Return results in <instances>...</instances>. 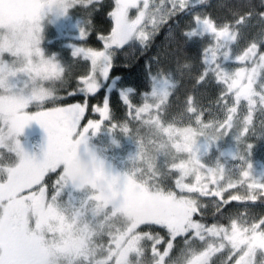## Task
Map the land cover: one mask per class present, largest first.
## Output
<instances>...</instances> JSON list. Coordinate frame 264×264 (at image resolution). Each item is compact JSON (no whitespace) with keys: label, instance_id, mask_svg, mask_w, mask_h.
<instances>
[{"label":"snow or ice","instance_id":"6c2138e0","mask_svg":"<svg viewBox=\"0 0 264 264\" xmlns=\"http://www.w3.org/2000/svg\"><path fill=\"white\" fill-rule=\"evenodd\" d=\"M47 2L0 0V149L11 156L9 163L0 166V264H51L53 258L59 264H142L149 252L150 264H177L172 253L178 240L182 244V264H213L217 253L227 258L222 257L219 264H264V212L257 214L246 203L243 213L228 207L230 201L258 199L264 205V182L252 175L250 155L254 145L247 142L249 137L264 138V0H260L259 11H254L252 5H242L232 12L231 19L223 21L203 10L208 0H160L151 5L149 0H114L108 12L110 31L97 37L102 49L83 43L73 49L74 59L67 66L54 57L45 59L40 49L42 22L49 16ZM61 3L63 11L57 19L69 10H84L82 41L97 31L92 15L98 5L103 6L101 0ZM131 10L136 12L134 18ZM254 20L259 30L249 36ZM165 25L168 41L179 37L183 44L202 42L195 79L218 87L219 95L212 103L219 106L224 118H218L192 93L183 98L176 95V73L191 76L196 63L177 59L173 70L161 62L159 55L148 57L143 68L150 91L134 104V90L121 89L119 100L132 121L138 122L135 131L141 141L140 127L161 132L173 146L175 135L183 131L180 147L191 148V159L176 161L165 151L166 145L159 142L152 154L143 149L139 152L140 162L148 175L167 173L169 185L141 178L142 169L135 166L122 177L111 175L102 162L88 189L81 190L68 181L64 166L79 146L87 144L89 132L95 135L102 126L124 135L131 130L127 119L117 121L110 112V91L119 79L112 75L118 53L135 44L146 51ZM241 39L247 43L235 53L233 45ZM181 50L178 47L177 54ZM5 54L10 62H5ZM225 63L234 67L226 70ZM74 64L87 68L77 77L71 74ZM18 75L27 77L25 88L31 85L27 94L24 89L14 91L8 83L10 77ZM101 89L103 106L92 107L99 119H87L83 124L88 98ZM174 95L175 102L171 99ZM78 96L84 97L83 103L69 99ZM30 105L37 110L28 114L25 109ZM173 108L171 119L166 120ZM238 109L244 110L242 117L237 116ZM206 113L208 119L204 118ZM256 113L259 126L254 122ZM184 120L191 127L181 129L177 121ZM32 122L47 135L40 161L29 156L17 139ZM208 126L217 129L219 139L233 135L236 152L228 159L236 162L234 166L227 167L220 161L214 165L202 162V156L217 143H194L193 133ZM50 174H55L51 185L47 179ZM69 186L84 193L83 198L77 203H58ZM237 188L243 189V194L229 193L228 198H223L228 189ZM153 197L163 207L151 218L125 228L109 223L118 209ZM202 197L221 198L211 200V224L206 222L209 204ZM31 209H40V215L34 217ZM100 216L103 222H99Z\"/></svg>","mask_w":264,"mask_h":264},{"label":"rangeland","instance_id":"374dc122","mask_svg":"<svg viewBox=\"0 0 264 264\" xmlns=\"http://www.w3.org/2000/svg\"><path fill=\"white\" fill-rule=\"evenodd\" d=\"M104 0H101V3ZM99 6V5H98ZM84 10H69L66 16L60 17L59 19L56 16H48L42 22V32H41V43L40 49L45 59L55 58V60L60 63L62 66L70 65L73 61L72 51L75 47L81 46L83 44L80 39V28L82 26V13ZM136 12L135 10L130 11V16L134 18ZM51 21V22H50ZM196 43H202L199 40L195 41ZM102 43V42H101ZM202 46V45H201ZM103 45L99 48L102 49ZM244 47H241L239 44L233 45V50L235 53H239L243 50ZM5 62H10L11 58L5 54ZM226 70H231L234 65L231 63H225L224 65ZM87 66L84 64H74L72 66L71 74L77 76L86 70ZM9 85L13 86L14 91H19L24 89L25 94L30 90L31 85H28V88H25L27 83V77L23 75H18L17 77H10L8 81ZM46 87H51V85L45 84ZM121 89L127 90L132 89L121 82L116 80L110 91V112H112L117 121L123 122L125 119L129 122L130 132L127 135H124L118 131L109 132L107 126H102L99 132L95 135H92L91 132L88 134L87 144L89 147H94L100 159L103 161L106 173L111 175L123 176L125 173L129 172L134 166L142 169L140 173L141 178L150 180L154 183L159 182L164 185H169L171 182L167 177V173L159 176H152L147 174V169L144 164L140 162L139 152L143 149L146 150L148 154L153 153V149L156 144L163 142L166 145L165 151L170 154L171 158H174L176 161H189L191 159L189 153L191 148L189 147H180L183 145V131H180L175 135L174 139L176 141V146L168 140L167 136L161 132H156L155 130L149 129L147 127H140L139 134L140 137H143L141 141L136 134L135 129L139 126L138 122H133L131 116L127 115L126 108L122 105V102L119 100V91ZM61 95H64L61 92ZM219 95V94H218ZM218 95H211L208 97L197 98L198 102L202 103L205 107L212 108L218 118L223 119L224 113L219 110V106L212 103ZM104 96V90L101 89L94 97L88 98V108L86 109V119L83 124H86L87 119H99L98 113L92 112L93 106L102 107V99ZM115 98V99H114ZM71 102H82L84 97L78 96L75 98L69 97ZM133 103H139V100H135L134 95L132 96ZM136 101V102H135ZM116 102L121 104V108L118 110ZM37 109L30 105L25 111L28 114L33 113ZM175 112V108L170 109L169 115L165 118L166 120L171 119V113ZM244 114L243 109H238L237 116L242 117ZM205 119H208L207 113L205 114ZM254 122L257 126L260 123L259 113L254 115ZM178 126L181 129L185 127H191L187 120L177 121ZM44 130L38 125L30 124L27 126L23 134L18 136L17 139L20 142L23 150H26L28 145H31L35 149L39 146V137L44 134ZM215 133V135H213ZM39 136V137H38ZM194 143L201 142L202 140H209L217 143L216 146L211 149L207 155L202 156V162L211 165L215 164L217 161L221 163H226L227 167H232L235 165V161L228 159L229 155H234L236 152V143L232 134H229L224 139H219L217 129L214 126H208L202 130H196L193 133ZM154 141L155 143H150ZM248 143L253 144L254 146L251 149L250 162L253 165L252 175L254 178L264 182V138L253 139L249 137L247 140ZM84 150V145L80 146L79 151L82 153ZM225 154L224 156L222 154ZM136 160V164H133V161ZM11 161V156L5 149H0V166L9 163ZM110 163V164H108ZM115 172V173H114ZM0 179H3L0 177ZM55 180V174H50L49 176V185H51ZM243 189H228L224 194L223 198H228L229 193L234 195L243 194ZM51 192V188H49ZM84 193L77 192L72 189L71 186L64 191V193L58 198V203L64 204L71 200L73 203H77L82 199ZM205 203H208L211 206L212 199H221V198H212V197H202L201 198ZM230 201L228 207L233 208L234 210H239L242 213L244 212V204L248 205L249 210L254 211L257 214L264 212V205L258 201H246L241 203L240 201ZM163 205L159 199L156 198H147L142 200H137L130 207H125L117 210V214L113 216L111 223L115 227L125 228L135 224L138 221L149 219L154 214L159 213ZM38 217V216H37ZM99 222L104 221V217L100 216L98 218ZM97 225V231H99ZM100 242L99 240L97 241ZM182 247V244L177 241V247L174 249L172 255L173 259L178 262H182L179 257V248ZM225 260L226 255L224 253H217L212 259L213 264H219L221 258ZM51 264H59V262L53 258ZM142 264H150V252L149 257L145 254ZM231 264V262H228Z\"/></svg>","mask_w":264,"mask_h":264},{"label":"trees","instance_id":"16d2710c","mask_svg":"<svg viewBox=\"0 0 264 264\" xmlns=\"http://www.w3.org/2000/svg\"><path fill=\"white\" fill-rule=\"evenodd\" d=\"M151 4H159L160 0H149ZM114 0H104L102 7L97 6L95 12L92 15V21L96 26L97 31L90 33L86 41L88 46L100 48L102 43L97 39L101 34H107L110 31L111 21L108 17V12L111 10V5ZM260 0H208V5L203 8L205 12L217 21H223L231 19V14L234 10H239L243 5L247 7L252 5L254 11H259ZM255 27L249 30L248 35L251 36L255 31L259 30V25L256 21H253ZM168 26L165 25L156 34L155 38L151 41V47L142 52L140 46L135 44L134 48H126L121 50L117 55L116 67L113 70L112 75L118 77V81L123 85L132 88L134 90L135 100H139L140 96L150 91L149 81L145 75L143 68L144 63L148 57L156 55L160 56L161 62L166 66H169L175 70L176 60L179 59L181 63L187 58L197 64V69H194L193 74L189 76L187 73L181 75L176 73V79L179 85V90L176 95L183 98L186 94L192 93L196 98L208 97L211 95H218L219 89L215 84H205L203 82L197 83L195 79L196 72L199 69V56L202 51V43H196V40H192L183 44L179 37L175 41L166 40ZM246 40H239L238 43L241 47H245ZM182 50L177 54V48ZM176 95L171 99L173 102L176 100ZM115 99V98H114ZM136 102V101H135ZM117 109L121 108V104L116 102ZM118 109V110H119ZM115 173V172H114ZM260 203V200H257ZM235 201L232 202V204ZM209 215L206 218V222L211 224L213 222V216L211 215V206H209ZM197 219L199 217H196Z\"/></svg>","mask_w":264,"mask_h":264},{"label":"clouds","instance_id":"9594fccd","mask_svg":"<svg viewBox=\"0 0 264 264\" xmlns=\"http://www.w3.org/2000/svg\"><path fill=\"white\" fill-rule=\"evenodd\" d=\"M46 7L50 16H58L63 11L61 0H48ZM79 149L80 146L75 156L64 166V172L70 183H74L81 190H87L103 161L94 147L86 144L82 153Z\"/></svg>","mask_w":264,"mask_h":264},{"label":"flooded vegetation","instance_id":"af4514ba","mask_svg":"<svg viewBox=\"0 0 264 264\" xmlns=\"http://www.w3.org/2000/svg\"><path fill=\"white\" fill-rule=\"evenodd\" d=\"M84 100V99H83ZM83 100L82 102H79V103H83ZM74 103H77V102H74ZM85 119H86V112H85ZM84 119V120H85ZM84 120L82 121V123L84 122ZM31 124L33 125H36L37 123L36 122H32ZM39 137V136H38ZM39 146L37 149H35L34 147H32L31 145H28L27 149L24 150L29 156H32L34 157L37 161H40L43 159V153L44 151L46 150V147H47V135L46 133L42 134L39 138ZM110 164V163H108ZM48 181H49V177L47 178ZM31 214L34 216V217H37L40 215V209H31ZM177 264H182V262H178L177 261Z\"/></svg>","mask_w":264,"mask_h":264}]
</instances>
